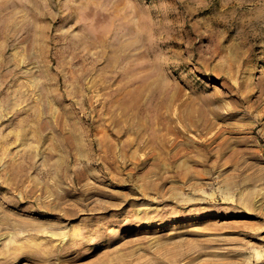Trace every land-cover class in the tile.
Here are the masks:
<instances>
[{
	"label": "rangeland",
	"instance_id": "1",
	"mask_svg": "<svg viewBox=\"0 0 264 264\" xmlns=\"http://www.w3.org/2000/svg\"><path fill=\"white\" fill-rule=\"evenodd\" d=\"M0 264H264V0H0Z\"/></svg>",
	"mask_w": 264,
	"mask_h": 264
},
{
	"label": "bare ground",
	"instance_id": "2",
	"mask_svg": "<svg viewBox=\"0 0 264 264\" xmlns=\"http://www.w3.org/2000/svg\"><path fill=\"white\" fill-rule=\"evenodd\" d=\"M25 180V179H24Z\"/></svg>",
	"mask_w": 264,
	"mask_h": 264
}]
</instances>
